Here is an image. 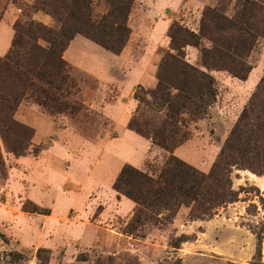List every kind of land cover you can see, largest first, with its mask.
<instances>
[{"label":"rangeland","instance_id":"obj_1","mask_svg":"<svg viewBox=\"0 0 264 264\" xmlns=\"http://www.w3.org/2000/svg\"><path fill=\"white\" fill-rule=\"evenodd\" d=\"M32 1L0 0V57L21 17L19 6ZM216 2L135 0L131 33L119 54L77 36L64 55L67 101L81 105L77 113L50 115L22 101L15 118L34 128L32 146L40 151L15 157L1 147L0 264H264V174L235 166L231 178L238 198L211 218L188 220L187 208L180 207L170 221H145L133 233L124 228L135 204L112 188L123 164L154 173L166 158L164 150L127 128L136 107L132 93L138 85L154 86L170 24L179 21L196 31L203 7ZM32 17L55 26L42 12ZM185 52L199 64L195 47ZM248 62L245 80L212 71L215 101L191 124V137L174 150L176 156L209 170L264 75L263 37ZM181 235L190 239L173 247Z\"/></svg>","mask_w":264,"mask_h":264},{"label":"trees","instance_id":"obj_2","mask_svg":"<svg viewBox=\"0 0 264 264\" xmlns=\"http://www.w3.org/2000/svg\"><path fill=\"white\" fill-rule=\"evenodd\" d=\"M134 3L33 0L19 6L21 17L14 21L10 45L0 57V173L5 170L1 147L15 157L40 151L32 146L34 128L15 118L22 101L31 100L50 115L77 113L81 105L67 101L70 78L64 51L81 35L119 54L131 33L128 18ZM36 12L50 16L55 26L34 19ZM167 36L169 48L157 63L155 85L134 89L136 107L127 122L128 129L167 156L154 173L123 164L112 184L135 204L124 228L128 233L145 221H170L180 207L187 208L188 220L209 219L238 198L231 178L235 166L264 174V75L208 171L174 154L190 139L191 124L215 101L212 71L247 79L252 68L248 56L258 38H264V0H217L203 7L196 31L173 21ZM189 45L198 50L199 64L186 59ZM188 239L179 236L173 247Z\"/></svg>","mask_w":264,"mask_h":264},{"label":"crops","instance_id":"obj_3","mask_svg":"<svg viewBox=\"0 0 264 264\" xmlns=\"http://www.w3.org/2000/svg\"><path fill=\"white\" fill-rule=\"evenodd\" d=\"M77 36H81V35H76V36H74V38L70 41V43H69L67 49L64 51L63 56L68 52L69 48L71 47V44L77 39ZM84 38H85V37H84ZM91 42H92V41H91ZM93 43H94V42H93ZM69 53H70V52H69ZM64 58H65V56H64ZM65 60H67V59H65ZM146 70H147V68H146ZM150 71L152 72V74L155 72V66H154V65H151V66H150ZM144 73H145V70L142 68V70H141L138 74H139L140 77H143ZM141 81H142V80H139L138 82L140 83ZM155 82H156V81H155ZM140 84H141V83H140ZM154 85H155V83H154ZM150 87H153V86H150Z\"/></svg>","mask_w":264,"mask_h":264}]
</instances>
